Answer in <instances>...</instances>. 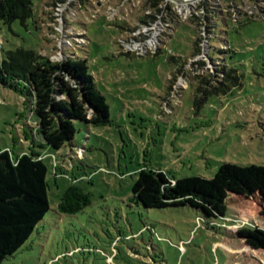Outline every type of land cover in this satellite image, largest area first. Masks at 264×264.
<instances>
[{
  "label": "rangeland",
  "instance_id": "374dc122",
  "mask_svg": "<svg viewBox=\"0 0 264 264\" xmlns=\"http://www.w3.org/2000/svg\"><path fill=\"white\" fill-rule=\"evenodd\" d=\"M26 26L0 24L1 50L32 49L54 62L87 59L111 122H78L55 151L37 133L33 104L0 85V150L41 154L50 212L3 264H264L240 228H263L256 202L231 195L222 227L189 206L134 201L140 171L212 179L223 163L264 166V0H32ZM241 85L216 91L219 57ZM73 185L92 196L59 209Z\"/></svg>",
  "mask_w": 264,
  "mask_h": 264
},
{
  "label": "trees",
  "instance_id": "16d2710c",
  "mask_svg": "<svg viewBox=\"0 0 264 264\" xmlns=\"http://www.w3.org/2000/svg\"><path fill=\"white\" fill-rule=\"evenodd\" d=\"M34 17L32 0H0V24L22 25ZM215 49L219 57L216 91L241 85L238 70L224 57L230 48ZM0 85L33 104L36 131L47 146L60 151L73 146L78 122L97 127L111 122L106 97L98 89L88 60L71 57L54 62L40 52L17 48L0 51ZM49 169L41 154L18 155L0 150V264L17 253L50 212ZM257 203L264 218V166L223 163L212 179L193 176L175 179L168 173L143 169L133 187L134 201L147 209L189 206L201 211L199 222L222 227L231 195ZM92 204V196L78 185L63 195L59 209L76 214ZM239 237L255 250H264V229L243 227Z\"/></svg>",
  "mask_w": 264,
  "mask_h": 264
},
{
  "label": "water",
  "instance_id": "95a60500",
  "mask_svg": "<svg viewBox=\"0 0 264 264\" xmlns=\"http://www.w3.org/2000/svg\"><path fill=\"white\" fill-rule=\"evenodd\" d=\"M174 1H178V2H186L188 0H174Z\"/></svg>",
  "mask_w": 264,
  "mask_h": 264
},
{
  "label": "built area",
  "instance_id": "2783aa9c",
  "mask_svg": "<svg viewBox=\"0 0 264 264\" xmlns=\"http://www.w3.org/2000/svg\"><path fill=\"white\" fill-rule=\"evenodd\" d=\"M3 45V40L0 38V46Z\"/></svg>",
  "mask_w": 264,
  "mask_h": 264
},
{
  "label": "bare ground",
  "instance_id": "6f19581e",
  "mask_svg": "<svg viewBox=\"0 0 264 264\" xmlns=\"http://www.w3.org/2000/svg\"><path fill=\"white\" fill-rule=\"evenodd\" d=\"M190 1H194V0H190ZM187 3V2H186Z\"/></svg>",
  "mask_w": 264,
  "mask_h": 264
}]
</instances>
